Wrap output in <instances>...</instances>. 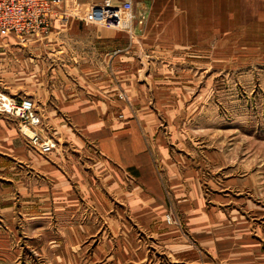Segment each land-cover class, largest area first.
Masks as SVG:
<instances>
[{"label": "rangeland", "instance_id": "1", "mask_svg": "<svg viewBox=\"0 0 264 264\" xmlns=\"http://www.w3.org/2000/svg\"><path fill=\"white\" fill-rule=\"evenodd\" d=\"M221 10L222 2L216 0L214 27L184 30L182 36L173 28H136L133 23L148 17L136 18L134 11L119 15L122 22L115 28L94 23L88 13L81 20L109 28L118 38L112 47H103L113 51V65L103 60L108 71L86 78L104 89L87 93V98L109 102L104 118L132 122L164 193L156 196L143 186L142 169L124 172L123 179L134 182V203L129 204L134 206L128 209L114 199L118 221H106L108 230L117 233L118 247L96 252L100 238L95 236L88 244L87 261L80 264H264V42H255L239 29L224 37ZM18 40L27 50L21 51L14 77L7 83L0 77L1 89L27 96L21 90L65 83V78L60 84L62 78L50 74L51 66L63 67L60 60L39 62L30 51L33 40ZM54 51L53 47L49 57ZM41 63L48 74L40 75ZM15 82L20 85L17 93L8 89ZM36 104L43 134L64 150L49 122V110L39 100ZM22 136L29 151L50 154ZM123 139L127 137H119ZM136 144L135 139V149ZM86 148L88 155L76 159L89 169L86 176L92 170L98 181L108 177L100 144L92 142ZM25 167L24 172H30ZM10 181L0 178L3 193L2 186L13 192ZM100 190L105 194L106 185ZM19 213L0 212V264H53L52 257L42 255L32 242V226ZM38 222L46 226V221Z\"/></svg>", "mask_w": 264, "mask_h": 264}, {"label": "crops", "instance_id": "2", "mask_svg": "<svg viewBox=\"0 0 264 264\" xmlns=\"http://www.w3.org/2000/svg\"><path fill=\"white\" fill-rule=\"evenodd\" d=\"M110 1L121 5L127 0ZM130 1L136 18L141 19L145 14L148 17L145 16L146 21L138 20L133 23L136 28L146 25L164 30L173 28L182 36L184 30L214 27L216 0ZM104 2L105 0H69L71 5L81 7L101 5ZM221 2L223 26L226 30L224 37L227 33L231 36L235 29H239L240 34L244 31V35L250 36L255 42L259 39L264 42V0ZM69 3L65 4L66 7ZM108 29L86 25L78 18H72L66 24L58 20L53 23L50 36L31 41L29 46L39 62L50 58L53 61L57 59L63 66H51L50 74L51 77L62 78L60 84L65 78L64 84L40 86L27 91L23 89L21 92L35 101H41L49 110V122L57 130V137L64 144V150L57 148L46 157L29 151L18 129V122L0 114V178L11 180L9 185L13 190L12 192L2 186L3 193L0 185V212L12 216L14 211L19 210L26 223L32 226V242L38 244L42 255L52 257L53 264H70L75 261L80 264L84 260L87 261L88 244L95 236L100 238L96 252L104 253L117 246V233L113 229L108 230L106 221H118L119 213L113 211L112 207L114 199H118L127 207L134 206L129 205L134 203V182L130 184L128 179L124 180V172L128 174L134 167L142 169L146 183L143 186L156 196L164 193L159 179L154 175L151 155L145 149L146 145L143 148V138L136 134L131 120L129 124L128 121H117V118L113 117L104 118L106 104L109 102L100 103L96 99L91 101L87 98V93L104 88L89 83L86 78L101 76L108 71L103 68V60L106 63L110 60L111 66L116 60L113 51L107 50V47L103 48L104 45L112 47L118 41L116 36L113 37L116 33ZM106 34H111L112 37H105ZM60 45L62 48L57 49ZM25 47L28 46L22 44L16 36L0 35V77L5 83L7 78L14 77L12 74L22 62L21 51L27 50ZM53 47L56 51L52 53L54 56L49 57ZM43 66V63L38 65L40 75L48 74L45 70L49 69H44ZM66 77L73 78V82ZM15 84L13 87L8 86V89L17 93L20 91V85L16 82ZM120 136L127 139L120 142ZM92 142L100 144L103 156L106 157L107 166L103 172L109 176L100 178V181L92 170L91 176H86L85 170L89 169L76 161L77 158L88 155L86 146ZM25 165L31 168L30 172H24ZM99 183L106 185L105 194L100 190L102 186H99ZM5 204L8 207H5ZM10 205H14L15 210ZM54 216L56 226L50 223ZM38 221H46V226L38 225ZM81 254L83 257L80 260Z\"/></svg>", "mask_w": 264, "mask_h": 264}, {"label": "built area", "instance_id": "3", "mask_svg": "<svg viewBox=\"0 0 264 264\" xmlns=\"http://www.w3.org/2000/svg\"><path fill=\"white\" fill-rule=\"evenodd\" d=\"M69 0H0V35L16 36L23 43L28 40L45 39L52 33L53 23L66 24L72 18L87 19L118 27L121 14L133 13L130 0L121 5L105 0L101 5L81 7L71 5ZM0 114L17 120L20 130L43 154H49L58 147L57 141L43 134V118L38 113L36 101L29 96H17L0 88Z\"/></svg>", "mask_w": 264, "mask_h": 264}]
</instances>
